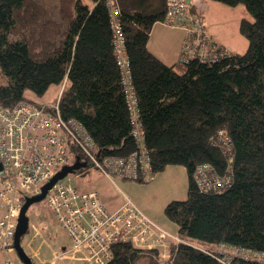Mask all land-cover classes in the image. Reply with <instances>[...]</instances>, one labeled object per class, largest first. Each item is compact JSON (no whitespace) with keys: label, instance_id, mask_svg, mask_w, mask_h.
Wrapping results in <instances>:
<instances>
[{"label":"trees","instance_id":"trees-1","mask_svg":"<svg viewBox=\"0 0 264 264\" xmlns=\"http://www.w3.org/2000/svg\"><path fill=\"white\" fill-rule=\"evenodd\" d=\"M92 1L60 0L63 24L38 0H0V104L45 105L28 91L43 96L57 85L61 93L52 103L59 99L65 119L82 123L103 155L129 156L139 144L110 7L106 0ZM217 1L246 6L251 18L240 22L246 51L168 64L148 47L166 0H116L153 175L182 164L189 187L186 199L165 206L185 241L174 243L170 258L120 242L107 264L145 258L147 264H226L220 260L223 245L252 252L229 264H264V0ZM200 164L228 177L229 186L200 190L194 177Z\"/></svg>","mask_w":264,"mask_h":264},{"label":"built area","instance_id":"built-area-1","mask_svg":"<svg viewBox=\"0 0 264 264\" xmlns=\"http://www.w3.org/2000/svg\"><path fill=\"white\" fill-rule=\"evenodd\" d=\"M106 3L110 7L114 50L134 117L133 133L139 149L129 156L103 155L82 123L61 115L59 99L39 106L28 101L12 108L0 104V251L3 264H24L19 256H13V252L17 253L14 236L22 206L27 197L38 195L44 184L70 165L71 157L110 178L114 175L153 178L151 158L143 148V131L137 121L138 109L120 10L116 0H106ZM161 22L184 30L181 61L211 62L230 55L208 32L191 0H166V13ZM194 177L202 191H220L230 184L228 177L221 178L211 172L208 164L198 165ZM45 200L71 237V243L60 247L47 264H107L113 258L114 245L120 242L142 250H154L166 260L172 256L174 243L183 241L149 217L130 198L110 209L97 190L80 191L73 185L69 172L54 183ZM226 247L234 251V255L221 252L220 260L226 264L244 251L252 253Z\"/></svg>","mask_w":264,"mask_h":264},{"label":"rangeland","instance_id":"rangeland-1","mask_svg":"<svg viewBox=\"0 0 264 264\" xmlns=\"http://www.w3.org/2000/svg\"><path fill=\"white\" fill-rule=\"evenodd\" d=\"M38 1L47 7L50 18L62 21L65 24L61 15L60 0ZM85 1L90 5L93 4L92 0ZM200 8L204 13L205 21L210 32L219 41L232 47L234 51H246L249 42L240 31V22L243 17L251 18V15L248 13L244 4L231 6L217 0H204ZM179 29L178 27L165 26L160 21L153 26L151 32V47L156 49L155 51L157 53H159L158 49H160L166 55L165 57L169 63L173 62V58L170 57L172 56L173 46L175 48L179 37L178 35L181 32ZM213 35L212 37L219 44L223 45ZM55 38L57 39L58 35ZM156 39L159 43L155 42ZM225 47L230 54L233 52L227 46ZM60 90L61 87L53 85L50 86L43 96H36L29 91L28 94L40 102H53ZM69 164L79 167V164L75 162L73 157L69 159ZM83 167L81 168L80 166L78 169L69 172L73 185L80 191L101 189V193H113L114 199L120 200L121 202L130 198L143 212L168 232L171 234L178 233V226L165 213V206L173 199L183 200L187 198L189 177L186 166L182 164H168L163 170L155 172L153 178H147L145 180L130 177L124 178L118 175H114L112 179H109L87 163ZM77 174H79L78 177H76ZM105 189L107 191H104ZM27 214L29 216V227L27 232L22 235L21 243L35 264H41L45 255L52 256L50 257V260H52L55 252L60 249L62 244L69 245L71 243V237L68 231L54 216L45 199L33 203L28 208ZM219 249L224 253L234 255V251L231 248L221 246ZM35 250L39 251V255L36 254ZM218 251L221 252L220 250ZM13 256L16 257L18 255L13 252ZM157 256L160 258L159 255ZM17 261L19 262L18 259ZM147 263V258L142 259L140 262V264ZM0 264H3L1 251ZM45 264H47V261H45Z\"/></svg>","mask_w":264,"mask_h":264},{"label":"water","instance_id":"water-1","mask_svg":"<svg viewBox=\"0 0 264 264\" xmlns=\"http://www.w3.org/2000/svg\"><path fill=\"white\" fill-rule=\"evenodd\" d=\"M79 164V167L84 165L82 162H76ZM78 166L68 165L62 168L59 172H57L46 184L42 186L41 192L38 195L30 196L26 198L24 202L20 215L18 217L17 227L14 236V246L16 252L24 264H35L31 256L27 253L25 248L21 243V237L24 235L29 227V216L27 214L28 208L35 202H40L45 199V196L49 189L54 185V183L63 178L68 172L74 171L79 168Z\"/></svg>","mask_w":264,"mask_h":264},{"label":"crops","instance_id":"crops-1","mask_svg":"<svg viewBox=\"0 0 264 264\" xmlns=\"http://www.w3.org/2000/svg\"><path fill=\"white\" fill-rule=\"evenodd\" d=\"M192 1V4H193V9L194 10H196V11H198L199 13H200V15H201V17L203 18V21H204V23H205V26H206V28H207V30L209 31V33L211 34V35H213L211 32H210V30H209V28H208V26H207V24H206V21H205V16H204V13H203V11H202V9L200 8V6H201V3L202 2H204V0H191ZM158 23V22H157ZM162 23V22H161ZM164 25V24H163ZM165 26H167V25H165ZM180 27H178V29H179ZM179 30H181V32L179 33V37H178V39H177V44H175V48H174V46H173V52L171 53L172 54V56L170 57V58H173L172 60H173V62L172 63H174V62H176L177 60H178V57H179V54H180V51H181V46H182V43H183V40H184V30L182 29V28H180ZM214 36V35H213ZM215 37V36H214ZM216 39H217V37H215ZM151 35H150V40H149V44H148V47H149V49H150V51H152L155 55H157L159 58H161L164 62H166V63H168V64H172V63H169V61H167V59H166V55H164L163 53H162V51L160 50V49H158L159 50V53H157L155 50L156 49H153L152 47H151V44H152V42H151ZM218 41H219V39H217ZM155 42H158V40L156 39L155 40ZM219 42H221L223 45H225V43H223L222 41H219ZM159 43V42H158ZM225 46H227L228 48H230L232 51H234L233 50V48L232 47H229L228 45H225ZM161 52V53H160ZM237 52V51H236ZM60 93H61V91H60ZM60 95V94H59ZM52 102V101H51ZM45 103H49V101H45ZM78 162V161H77ZM82 168V167H81ZM100 172V171H99ZM106 176V175H105ZM107 178H109V179H112V177L110 178V177H108V176H106ZM90 190H97L100 194H101V197H102V200L107 204V206L110 208V209H115V208H117L119 205H120V203H121V201L120 200H116V199H114L115 197L113 196L114 194L113 193H107V192H103V193H101L100 192V190L101 189H89V190H85V191H90ZM104 191H107L106 189L104 190ZM175 235H178V233H175ZM179 236V235H178ZM180 237V236H179ZM66 244H62L60 247H63V246H65ZM224 247H226L225 245H223ZM36 251V254H38L39 255V251L38 250H35ZM52 253V252H51ZM50 257H52V256H44V258H43V260L41 261V264H45V261H48V260H50Z\"/></svg>","mask_w":264,"mask_h":264},{"label":"bare ground","instance_id":"bare-ground-1","mask_svg":"<svg viewBox=\"0 0 264 264\" xmlns=\"http://www.w3.org/2000/svg\"><path fill=\"white\" fill-rule=\"evenodd\" d=\"M50 103H52V102H49V103H46V104H50Z\"/></svg>","mask_w":264,"mask_h":264}]
</instances>
